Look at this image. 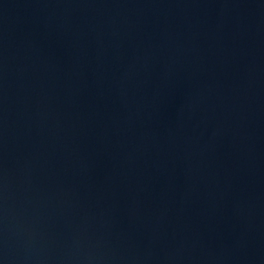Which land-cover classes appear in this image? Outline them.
I'll use <instances>...</instances> for the list:
<instances>
[{
    "label": "water",
    "instance_id": "obj_1",
    "mask_svg": "<svg viewBox=\"0 0 264 264\" xmlns=\"http://www.w3.org/2000/svg\"><path fill=\"white\" fill-rule=\"evenodd\" d=\"M0 264H264V0H0Z\"/></svg>",
    "mask_w": 264,
    "mask_h": 264
}]
</instances>
